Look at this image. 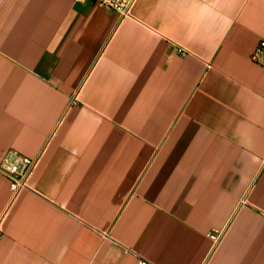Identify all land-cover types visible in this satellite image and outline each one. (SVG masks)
Returning <instances> with one entry per match:
<instances>
[{
	"label": "crops",
	"instance_id": "0c3cea01",
	"mask_svg": "<svg viewBox=\"0 0 264 264\" xmlns=\"http://www.w3.org/2000/svg\"><path fill=\"white\" fill-rule=\"evenodd\" d=\"M262 43L264 0H0V264H264Z\"/></svg>",
	"mask_w": 264,
	"mask_h": 264
},
{
	"label": "built area",
	"instance_id": "2783aa9c",
	"mask_svg": "<svg viewBox=\"0 0 264 264\" xmlns=\"http://www.w3.org/2000/svg\"><path fill=\"white\" fill-rule=\"evenodd\" d=\"M103 8L114 11L122 19L131 18L133 9L138 0H89ZM264 48V43H262ZM259 50L256 54H262ZM38 160L26 157L18 153L6 154L0 162V175L7 178L10 182V189L14 199L18 198L24 192L31 189L30 180L33 177ZM1 237V230H0ZM139 264H153L151 262L140 260Z\"/></svg>",
	"mask_w": 264,
	"mask_h": 264
}]
</instances>
